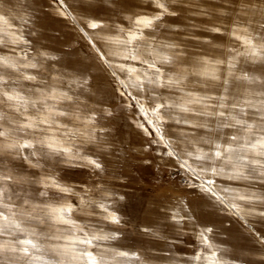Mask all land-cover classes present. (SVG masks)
Masks as SVG:
<instances>
[{"label":"snow or ice","instance_id":"6c2138e0","mask_svg":"<svg viewBox=\"0 0 264 264\" xmlns=\"http://www.w3.org/2000/svg\"><path fill=\"white\" fill-rule=\"evenodd\" d=\"M53 3L59 15L70 17L77 24L81 38L94 54L93 63L74 67L71 72L55 67L49 71L44 61H56L58 57L47 52L30 57L32 43L24 34L30 20L20 15L16 5L0 0V49L7 50V54L0 55V161L5 157L19 158L35 168L41 167V160L58 159L103 172L101 153L93 151L92 156L84 155L83 144L109 146L103 136L109 130L99 126L98 117L112 113L89 107L76 91L88 85L89 69L96 67L111 76L113 95L120 97L128 108L134 106L138 110L143 119L135 120V127L145 136L153 137L151 144L166 149L163 155L175 160L189 188L198 189L244 226L254 219L264 222V70L259 74L235 75L237 59L241 56L264 69V32L252 35L250 22L248 27L240 26L255 5L242 0L236 7V0H231L237 17L231 34L242 41L243 51H235L229 57L223 91L213 95L220 87L221 66L225 61L216 56L208 58L207 53L199 54L202 58L193 65L195 83L191 82L190 74L182 67L186 50L181 44L170 37L156 43L157 29L164 27V17L176 15L161 0H151L159 10L154 15L129 14L127 28L119 19L113 26V22L88 17L94 9L82 4L81 10L87 18L81 26L64 0ZM112 10L115 11L114 4ZM17 19L21 21L20 28L13 27ZM146 29L151 30V40L145 35ZM209 31L220 33L222 29L213 26ZM28 35H34L30 28ZM145 45L151 49V61L143 58ZM135 61L147 65L150 73L129 63ZM229 78L246 85L242 105L236 100L229 102ZM250 110L253 116H249ZM173 112L181 114L175 117V123L190 129L181 133L184 144L181 151L163 134L166 117L173 118ZM61 118L78 121L79 127L69 128ZM213 119L217 129L232 130V134L217 131L215 138L207 133L200 135L201 129L213 131L209 124ZM202 144L208 146L207 151ZM176 174L180 175V171ZM218 178L241 182L243 186L221 188L216 183ZM20 184L39 185L40 201L32 202L29 198L21 201L13 188ZM53 189L60 195H49ZM71 191L72 187L62 184L55 174L25 181L12 168H0V264H153L147 250L128 251L113 246L122 235L120 226L126 223L118 208L123 196L100 188V215L93 223L92 211L83 209L90 219L88 223H80L74 218L73 205L63 195ZM84 204L81 197L80 205ZM186 219L193 224L200 244L186 264H247L214 243L213 228L197 227L194 216L185 218L179 213L168 216L169 229L175 230L176 225L182 228ZM106 224L117 227L108 231ZM162 225L163 222L161 227L139 230L152 240L160 236ZM253 235L264 247V234L253 232ZM260 259L264 262V255ZM172 264H176L175 259Z\"/></svg>","mask_w":264,"mask_h":264},{"label":"rangeland","instance_id":"374dc122","mask_svg":"<svg viewBox=\"0 0 264 264\" xmlns=\"http://www.w3.org/2000/svg\"><path fill=\"white\" fill-rule=\"evenodd\" d=\"M17 6L20 15L30 20L25 28V36L32 43L30 57L39 52H47L49 55L58 57V60H46L45 66L51 71L53 67L60 71L71 72L74 67L93 63L94 54L87 46L86 41L81 38L77 24L70 17L61 16L57 12L53 0H5ZM169 6L175 16L164 17L163 28L157 29L156 43L170 37L180 43L186 50L182 67L186 68L189 80L195 83V76L192 75L193 65L202 57L199 54L207 53L208 58L213 56L222 58L225 63L221 66L222 76L220 87L213 95H219L223 91V79L227 77V60L235 55V51H243L242 41L232 36L231 31L237 19L236 13L232 10L231 0H161ZM242 0H236V7L240 6ZM255 5L249 16L241 21V27H249L252 35L264 32V0H249ZM68 10L77 17V22L83 26L87 18L81 10L83 6H91L94 11L87 14L88 17L103 19L106 22H114L119 19L120 23L127 28L126 17L133 13H144L154 15L155 9L151 0H64ZM115 5V11L112 5ZM31 7H28V6ZM140 5V7H136ZM207 12V15L204 13ZM161 23V22H158ZM213 26L220 27V33H212L209 29ZM14 28L21 27L19 19L13 21ZM34 35H28V29ZM91 31V30H89ZM145 35L152 38L151 30L146 29ZM211 41L208 44L207 41ZM143 58L151 61L153 57L149 54L151 49L147 45L142 47ZM7 54L6 49H0V55ZM39 58V57H38ZM138 69H147V65L139 61L129 62ZM259 65L246 62L244 57H238L235 75L240 76L244 72L259 74ZM34 71V70H28ZM91 79L83 89H76L80 94L79 98L89 107L107 109L111 116L98 117L100 127L109 131L103 134L109 146L101 148L98 145L83 144L86 150L82 154L93 155V151L100 152L101 162L105 165L104 171L82 168L78 164H70L58 159L41 160V167H31L19 158L5 157L0 161V168L7 166L18 172L25 181L39 179L46 174H55L62 184L72 187V191L63 194L65 199L75 209L74 218L80 223H88L90 217L87 211L91 210V220L96 222L101 210L98 204L101 202L100 188L112 190L116 195L123 196L119 202V214L126 222L120 226L122 235L113 246L133 251L136 249L147 250L153 257V264H186L188 258L193 257L199 249L197 233L193 231V224L187 219L181 225H176L175 230L169 229L167 217L179 213L180 217L187 218L189 215L196 218L197 227L213 228V242L221 246L228 253H233L247 264H264L260 257L264 255V247L257 242L253 232L264 234V222L254 219L251 224L244 226L241 222L230 215L225 214L219 206L214 205L209 198L198 189L187 186L182 177L184 172L176 166L175 160L163 155L166 149L162 146L151 144L153 137L145 136L143 132L135 127V120H142L138 110L133 106L128 108L124 101L112 93V78L106 72L92 67L89 69ZM55 74V73H53ZM230 79L229 102L236 100L241 105L245 96L246 85ZM134 105V101H130ZM75 109L73 108V111ZM181 115L172 113L173 118H167L163 125L165 139L173 143L177 151L184 148L182 143V132L190 131L184 125H177L175 117ZM249 116H253L251 110ZM68 123L69 128L79 127V122L70 118H61ZM212 132L207 129L199 130L200 135L210 134L215 138L216 132L221 134H232V130L217 129L215 120L209 121ZM147 126V125H146ZM99 134V133H98ZM154 136V134H153ZM151 144V147H148ZM205 151L207 145H200ZM148 150L145 151L144 149ZM191 150V149H189ZM27 150H25V153ZM93 158H96L93 156ZM33 158V163H35ZM193 166H196L195 162ZM180 171V175H177ZM219 187L231 186L242 187L241 182L228 181L218 178L216 181ZM100 186L98 188L97 186ZM19 193L22 201L29 198L32 202H39L40 186L37 184L13 185ZM259 190V185H257ZM49 195H60L55 189ZM85 200L80 205V198ZM109 202V201H104ZM159 237L149 240L139 229L144 227H161ZM39 227V226H38ZM105 230H115L117 226L106 224ZM251 229V231L249 230ZM47 231V229H44ZM231 258V257H229Z\"/></svg>","mask_w":264,"mask_h":264}]
</instances>
